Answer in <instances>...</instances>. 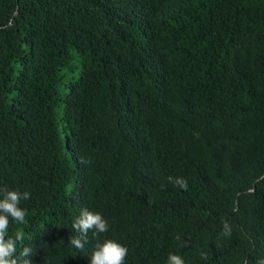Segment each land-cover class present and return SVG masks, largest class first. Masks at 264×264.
<instances>
[{
	"label": "trees",
	"instance_id": "1",
	"mask_svg": "<svg viewBox=\"0 0 264 264\" xmlns=\"http://www.w3.org/2000/svg\"><path fill=\"white\" fill-rule=\"evenodd\" d=\"M4 188L33 264L264 259V0H0ZM83 207L109 230L80 251Z\"/></svg>",
	"mask_w": 264,
	"mask_h": 264
},
{
	"label": "clouds",
	"instance_id": "2",
	"mask_svg": "<svg viewBox=\"0 0 264 264\" xmlns=\"http://www.w3.org/2000/svg\"><path fill=\"white\" fill-rule=\"evenodd\" d=\"M181 189H187L188 184L184 178H169ZM179 189H175V193ZM0 264H33L30 257L35 254L30 244L25 243L22 251L18 254V244H22L25 234L17 230L13 235H9V226L12 221L18 224H25L27 212L20 207L22 200L30 198V193L19 190L0 189ZM86 207V206H85ZM83 207V208H85ZM49 226L43 230V238L49 235ZM73 228L78 235L69 237V245L77 250L83 251L88 241V233L91 231L94 236L107 233L109 230L108 221L99 212L90 211L85 208L73 223ZM224 235L231 234V226L228 222L224 223ZM118 239L117 241H119ZM28 241V240H27ZM39 238H31L30 242L40 243ZM112 239H106L102 243H97L90 255V264H125L128 255V248ZM29 242V241H28ZM202 258L207 259L206 254ZM167 264H185L181 255L170 253ZM257 264H264V259L257 261Z\"/></svg>",
	"mask_w": 264,
	"mask_h": 264
}]
</instances>
